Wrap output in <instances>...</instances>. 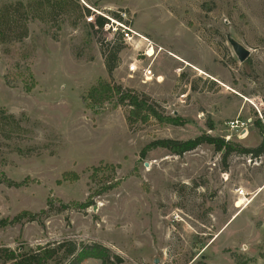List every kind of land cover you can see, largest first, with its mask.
I'll return each instance as SVG.
<instances>
[{
  "label": "rangeland",
  "instance_id": "1",
  "mask_svg": "<svg viewBox=\"0 0 264 264\" xmlns=\"http://www.w3.org/2000/svg\"><path fill=\"white\" fill-rule=\"evenodd\" d=\"M39 1L54 6L47 17L35 6L28 38L0 45V108L19 123L0 134V249L19 256L73 241L91 256L82 264H264V155L234 154L225 164L222 152L202 145L181 157L164 149L142 156L156 140L205 133L261 144L264 0H0V8ZM60 1L73 4L62 10ZM74 3L90 13L80 17ZM120 12L135 37L110 74L103 46L115 43L110 19ZM100 16L110 23L102 30L92 27ZM142 38L161 50L154 59L141 56ZM229 39L250 52L246 61ZM149 67L154 78L145 82ZM110 82L147 95L184 125L130 126L116 99H88ZM237 119L251 120L245 137L228 125ZM65 173L79 180L58 184ZM96 244L110 250L109 261L93 257Z\"/></svg>",
  "mask_w": 264,
  "mask_h": 264
},
{
  "label": "trees",
  "instance_id": "2",
  "mask_svg": "<svg viewBox=\"0 0 264 264\" xmlns=\"http://www.w3.org/2000/svg\"><path fill=\"white\" fill-rule=\"evenodd\" d=\"M73 4L67 1H60L57 6L65 10L67 5ZM77 10L80 13V17L84 16V10L78 4H75ZM36 6L38 11L43 12V18L47 17V12L52 10L54 6L49 1H39L37 3L24 5L23 3L17 4H6L0 8V45H9L14 43H22L29 36V22L35 16H33V8ZM36 10V11H37ZM88 14L90 11H86ZM113 16L118 21H122L119 13H113ZM109 20L100 16L97 17L96 23L92 25L93 28L97 27L98 30H102ZM115 43H106L103 48H105V64L107 71L111 74L113 70L117 68L119 63V53L124 46L122 36H118L115 39ZM33 86L27 87V92H31ZM88 99L92 101L93 104L104 105L107 102L116 99L115 106H126L128 107V117L127 121L130 126L136 123L146 124L151 120H155L160 125H172V126H183L184 121L180 117L168 116L164 112L158 110V103L153 101L150 97L145 94L138 93L132 89L123 88V86L116 84L115 82L102 83L97 87L92 88L88 93ZM259 129V135L262 138L261 144L256 148H245L241 145H236L233 143H226L223 139L210 136L208 134H203L196 139L188 141H178L172 139L156 140L150 143L142 152L144 157L147 152L153 149H164L169 152V154L174 156H183L186 153L192 152L202 145H209L214 148L217 152H222L223 162L226 164L228 159L234 155L250 156L252 158H260L264 155V126L260 123L257 124ZM18 120L13 116L6 113L4 109L0 108V134L9 135L13 129H18ZM11 132H10V131ZM104 168L115 170V166L107 165ZM94 174L91 176L93 179L96 173L101 171L103 168H93ZM79 176L76 173H65L63 175L62 181L58 184H62L64 181H78ZM117 183L110 185H103L100 190H98L95 195L101 196L103 194L112 191L117 187ZM90 204H82L80 207L85 209L89 207ZM66 208L67 206H63ZM34 220L35 216L28 213ZM15 219V221H17ZM94 250V258L100 259L102 261H109L111 258V252L108 248L96 244L91 247ZM89 249V250H91ZM88 252L84 250L82 246H79L76 242H60L54 246L38 247L35 251L28 252L17 256L14 251L1 248L0 249V260L12 262L15 261L16 264H40L42 261L51 260L54 257L61 256L62 261H67V264H82L85 260L91 256L87 254ZM2 257V258H1ZM79 257V258H77ZM117 263L120 264L122 261L117 258Z\"/></svg>",
  "mask_w": 264,
  "mask_h": 264
},
{
  "label": "built area",
  "instance_id": "3",
  "mask_svg": "<svg viewBox=\"0 0 264 264\" xmlns=\"http://www.w3.org/2000/svg\"><path fill=\"white\" fill-rule=\"evenodd\" d=\"M119 14L122 21H118V20L114 21L110 19L111 28L113 29L112 35L122 36V40L125 44H131V42H134L135 32L132 31V28L130 26L131 22L127 19L126 13L120 12ZM107 25H110V23ZM142 39L145 45H143L144 49L142 50L141 56L146 58V60L154 59L160 53L161 50L158 49L151 41L145 38ZM129 71L131 73H135L136 71H138L137 66L135 64L131 65ZM153 78H154V74L150 70V67L144 70L145 82H150L153 80ZM250 124H251V120H247L246 122H240V120L237 119L235 121L230 122L228 125L232 130L241 132L242 133L241 137H245ZM236 192L239 194L240 197L244 196V192L242 190H237Z\"/></svg>",
  "mask_w": 264,
  "mask_h": 264
},
{
  "label": "water",
  "instance_id": "4",
  "mask_svg": "<svg viewBox=\"0 0 264 264\" xmlns=\"http://www.w3.org/2000/svg\"><path fill=\"white\" fill-rule=\"evenodd\" d=\"M229 43L232 46V48H233V50H234L237 58L241 62H244V61H246L249 58L250 52L248 50H246L245 48H243L240 44H238L237 42H235L232 39H229Z\"/></svg>",
  "mask_w": 264,
  "mask_h": 264
}]
</instances>
